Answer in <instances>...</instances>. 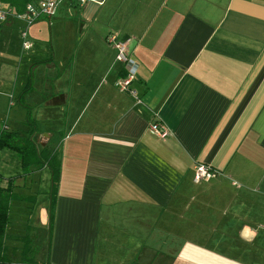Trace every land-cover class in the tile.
Instances as JSON below:
<instances>
[{
  "label": "crops",
  "instance_id": "obj_1",
  "mask_svg": "<svg viewBox=\"0 0 264 264\" xmlns=\"http://www.w3.org/2000/svg\"><path fill=\"white\" fill-rule=\"evenodd\" d=\"M84 1L59 0L28 27L27 49L22 21L0 24V132L23 125L12 133L43 158L23 168L16 153L0 176L16 195L6 255L261 264L247 243L264 230V0H103L90 19ZM111 33L130 39L136 97L115 86L126 67ZM197 162L218 176L195 183ZM160 236L177 251H161Z\"/></svg>",
  "mask_w": 264,
  "mask_h": 264
},
{
  "label": "built area",
  "instance_id": "obj_2",
  "mask_svg": "<svg viewBox=\"0 0 264 264\" xmlns=\"http://www.w3.org/2000/svg\"><path fill=\"white\" fill-rule=\"evenodd\" d=\"M59 0H30L26 3L24 10L17 12L9 5L0 2V24L7 22L9 19H17L23 22L20 29V36L22 38V46L27 49L30 43L26 40L27 29L36 20L43 17H50L56 9ZM84 1V0H82ZM108 43L116 48V60L124 64L126 67V74L115 81V86L119 91L128 93L132 96H137L135 89L132 87V82L135 79V72L129 67L130 53H129V38H120L117 33H111L107 36ZM150 131L158 136L165 137L168 134V127L163 123L153 122L149 125ZM7 129V125L1 126V131ZM193 181L199 183L216 178L219 171L208 163L197 162L193 168Z\"/></svg>",
  "mask_w": 264,
  "mask_h": 264
},
{
  "label": "trees",
  "instance_id": "obj_3",
  "mask_svg": "<svg viewBox=\"0 0 264 264\" xmlns=\"http://www.w3.org/2000/svg\"><path fill=\"white\" fill-rule=\"evenodd\" d=\"M15 7H23L29 0H4ZM22 8V9H23ZM19 9V8H18ZM19 9L17 11H22ZM6 146L14 149L17 153L21 166L24 168L30 163H41L43 162L42 153L39 152L34 143L29 139H21L17 135L7 130L0 132V148ZM28 167V166H27ZM59 171L53 168L52 180L53 183L58 181ZM2 179L0 178V264H21L11 261L7 255V245L5 241L9 239L10 235L7 233V224L9 220L10 204L12 199L16 195L12 192V186L10 182H6V187H1ZM54 192V190H53ZM52 203V202H51ZM50 203V205H51ZM26 250L24 251V253ZM34 263L33 259L23 257L22 263Z\"/></svg>",
  "mask_w": 264,
  "mask_h": 264
},
{
  "label": "rangeland",
  "instance_id": "obj_4",
  "mask_svg": "<svg viewBox=\"0 0 264 264\" xmlns=\"http://www.w3.org/2000/svg\"><path fill=\"white\" fill-rule=\"evenodd\" d=\"M71 1L75 2L76 0H71ZM0 2L5 4V5H9L4 0H0ZM59 4L60 3L58 2L57 6H56V9H57ZM46 24H47V22H46ZM21 56H19V57H21ZM14 128H17L21 132L22 131L21 128H23V125H11L10 131L11 132H16V131L13 130ZM5 155L6 156L9 155V157L4 159L5 160V168L0 171V173H2V174H0L1 177H4L3 175H8V171L11 170V168H10V166H12V160L11 159H12L13 155H16V152H15L14 149H11L9 147L3 146V147L0 148V156L5 157ZM15 157H17V155ZM40 212H41V210L39 211V214H40ZM32 225H33V227H35L36 230L40 231L41 229H43V226L41 225V221L39 222L38 218L35 220V222L32 223ZM263 233H264V230L263 229H259V234L256 237V239L251 241V242H249V243L246 242L247 243V249L252 248V247L254 248V246L261 247L260 254L263 255V253H264V235H263ZM165 237L166 238L168 237L170 240L164 239L162 242H160L159 243L160 250L162 251V249H165V250H168L169 252L173 250V253H175L177 251V248H179L181 243L171 240V237H169V236H160V237H157V238L160 239V238H165ZM119 243H121V242H119ZM14 244L17 245V243H14ZM123 244H124V242L122 241V245ZM237 244H240V243L238 242ZM157 245H158V242L156 243V247H157ZM46 246H47V242H46ZM228 246L231 247V248H235L234 247V243H229ZM174 247H175V249H174ZM118 250H121V249L117 248L116 249L117 253H118ZM257 252H259V251H257ZM43 254L41 253V257H38L36 259L35 258H31V259H33L35 261V263H33V264H42L40 261L41 260H45V256H43ZM7 255H8V258L11 261H13V262L20 263V262L23 261V257L21 256L20 249L9 248ZM28 256H29V253H28ZM29 257H31V256H29ZM260 259H261V262H262L261 264H264V257L262 256V257H260ZM168 261L169 260L167 258L161 257V254H160L158 256L156 255L153 258V260H151V262L149 264H167ZM21 264H31V263H21Z\"/></svg>",
  "mask_w": 264,
  "mask_h": 264
},
{
  "label": "water",
  "instance_id": "obj_5",
  "mask_svg": "<svg viewBox=\"0 0 264 264\" xmlns=\"http://www.w3.org/2000/svg\"><path fill=\"white\" fill-rule=\"evenodd\" d=\"M102 1L103 0H85L83 8V17L85 19L92 18Z\"/></svg>",
  "mask_w": 264,
  "mask_h": 264
},
{
  "label": "flooded vegetation",
  "instance_id": "obj_6",
  "mask_svg": "<svg viewBox=\"0 0 264 264\" xmlns=\"http://www.w3.org/2000/svg\"><path fill=\"white\" fill-rule=\"evenodd\" d=\"M168 256H169L168 257V260L170 261L173 255H171L170 253H168ZM169 261L167 262V264L169 263Z\"/></svg>",
  "mask_w": 264,
  "mask_h": 264
}]
</instances>
